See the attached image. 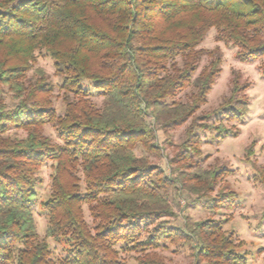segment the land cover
<instances>
[{
    "label": "trees",
    "instance_id": "trees-1",
    "mask_svg": "<svg viewBox=\"0 0 264 264\" xmlns=\"http://www.w3.org/2000/svg\"><path fill=\"white\" fill-rule=\"evenodd\" d=\"M211 29L218 41L239 49L242 62L264 58V0H0V91L7 88L15 102L9 106L0 95V264H126L121 252L137 254L136 264H166L152 251L167 245L188 247L195 264H249L219 221L180 229L163 220L174 216L161 194L166 185L180 182L191 191L197 184L192 190L202 200L227 169L171 181L137 155L140 146L156 148L158 131L189 123L187 153L179 158L201 157L202 133L223 134L225 124L245 123L249 86L237 77L218 109L197 116L221 73L217 52L193 79L205 55L198 47ZM41 54L62 77L64 116L54 108L55 87L44 73L27 77ZM189 86L190 99L174 101ZM93 90L103 96L102 108L91 102ZM49 124L61 143L45 135ZM253 155L251 147L248 158ZM51 161L52 195L41 203L50 222L40 239L37 174ZM253 168L255 182L264 185V166ZM234 200L221 194L210 209ZM49 239L65 251L59 262Z\"/></svg>",
    "mask_w": 264,
    "mask_h": 264
},
{
    "label": "rangeland",
    "instance_id": "rangeland-1",
    "mask_svg": "<svg viewBox=\"0 0 264 264\" xmlns=\"http://www.w3.org/2000/svg\"><path fill=\"white\" fill-rule=\"evenodd\" d=\"M198 49L204 51L205 55L202 57L193 79L210 66L217 52L221 54L222 62L221 73L208 95L206 104L201 107L197 116L213 113L218 109L230 96L233 81L237 77L241 85L249 86V89L244 93L250 100V112L245 123L243 125L227 123L225 129L228 131L223 134L216 131L202 133L199 145L201 157L189 154V158H179V154L185 146L186 129L189 123L169 130L167 134L158 131L156 148L148 151L140 146L137 149V155L146 156L148 163L162 169L171 181L179 179L181 175L196 174L201 169H227L226 178L208 193L207 198L202 200L192 190L197 184H190L191 191L180 182L168 186L163 185L165 190H161V194L174 213V216L163 220L169 221L170 226L180 229H185L189 223L197 224L209 219L219 221L223 232L235 238L239 250L248 253L249 264H264V185L255 182V176L258 173L253 168V164L258 168L264 166V74L261 71L264 58L249 63L242 62L237 57L239 49L218 41L215 29L208 32ZM178 60L181 62V59ZM40 71L55 87L51 100L58 116H64L66 104L63 100V81L56 72L54 61L50 57L38 55L37 61L27 77L32 78ZM92 93L91 102L98 108H102L103 96L94 90ZM192 93L193 86H189L177 93L174 101L185 103L190 99ZM0 95H4L3 98L7 105H14L13 97L7 88L0 91ZM214 123L219 125L217 122ZM44 130L45 135L54 143H61L52 124L46 125ZM17 133L19 136H25L21 131ZM251 147L254 149V155L248 158ZM191 151L188 153H192ZM183 153L187 152L183 151ZM248 159L251 161L250 164L246 162ZM54 165L53 161L47 163L37 174L39 178L38 199L34 205V215L40 239H44L50 222V216L44 212L41 203L52 195ZM78 175L84 189L83 175L82 173ZM158 179L154 174L153 180L158 181ZM229 193L235 196L233 206L210 209L213 198ZM84 214L88 223L93 225L88 205L84 206ZM48 243L53 251L54 260L58 262L62 260L65 257L62 245L53 239H49ZM152 254L163 258L166 264H195L192 251L184 246L167 245L154 249ZM120 257L126 264L137 263L135 259L137 254L121 252Z\"/></svg>",
    "mask_w": 264,
    "mask_h": 264
}]
</instances>
